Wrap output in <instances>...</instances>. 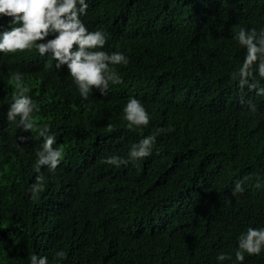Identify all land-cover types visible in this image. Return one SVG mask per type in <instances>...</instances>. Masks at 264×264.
<instances>
[{
  "label": "trees",
  "instance_id": "obj_1",
  "mask_svg": "<svg viewBox=\"0 0 264 264\" xmlns=\"http://www.w3.org/2000/svg\"><path fill=\"white\" fill-rule=\"evenodd\" d=\"M88 5L86 26L129 58L115 66L122 82L106 95L83 99L66 66L34 48L0 53V264H29L33 253L48 264H264V249L235 259L240 233L264 226V96L242 93L232 78L244 56L234 34L264 27V0ZM10 19L0 15V31ZM15 71L38 106L35 130L5 119ZM129 96L149 111L147 126L129 129L122 119ZM44 125L64 158L55 172L42 167L45 187L32 199ZM161 127L168 130L150 156L118 167L102 161L128 157L132 143ZM236 180L245 190L233 196ZM61 248L65 256L55 257ZM219 252L231 258L219 262Z\"/></svg>",
  "mask_w": 264,
  "mask_h": 264
},
{
  "label": "clouds",
  "instance_id": "obj_2",
  "mask_svg": "<svg viewBox=\"0 0 264 264\" xmlns=\"http://www.w3.org/2000/svg\"><path fill=\"white\" fill-rule=\"evenodd\" d=\"M88 6V0H0V15L10 17L9 24L12 25L8 30L0 31V53L15 54L34 48L41 56L50 55L57 68L66 66L83 99H87L94 90L106 95L111 85L122 82L115 66L127 65L129 58L123 51L106 50V33L100 29L90 30L86 26L81 17L86 14ZM233 38L244 49V56L233 70L232 78L237 81L242 93L247 91L264 96V27L240 26ZM10 79L17 85V90L8 103L5 119L25 131L35 130L34 112L38 106L28 94L31 89L24 84L20 71L11 73ZM241 103H246L250 111H255V104L246 96L241 97ZM122 112V119L127 121L129 129L149 124L150 113L136 96L128 97ZM49 128L48 125L39 128L43 140L35 150L34 166L38 174L28 189L32 199L38 198L45 187L39 174L42 167L55 172L64 158L63 149L54 146L56 136ZM167 130L157 128L155 132L132 143L126 158L112 154L102 157V161L118 167L130 160L148 157L153 152L157 137ZM244 190L242 181L236 180L231 191L236 196ZM262 249L264 226H248L239 235L235 259L243 262L245 253L260 254ZM54 255L62 258L65 251L61 248ZM230 258L231 255L225 252H219L216 256L219 262ZM29 264H48V256L33 253Z\"/></svg>",
  "mask_w": 264,
  "mask_h": 264
}]
</instances>
